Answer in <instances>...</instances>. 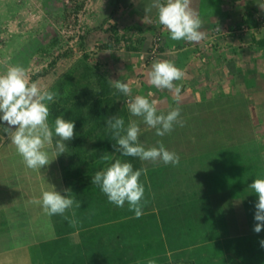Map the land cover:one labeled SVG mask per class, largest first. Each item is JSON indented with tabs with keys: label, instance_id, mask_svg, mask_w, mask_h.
<instances>
[{
	"label": "crops",
	"instance_id": "1",
	"mask_svg": "<svg viewBox=\"0 0 264 264\" xmlns=\"http://www.w3.org/2000/svg\"><path fill=\"white\" fill-rule=\"evenodd\" d=\"M155 2L130 0L122 3L131 9L123 17L119 8L114 12L113 19L117 23L123 21L127 25H134L139 17L142 25H149L152 33L156 32L160 28L156 23L157 20L159 23V19ZM164 2L160 0V3ZM192 6L203 21L201 30L206 37L215 27L231 33L224 38L218 35V47L206 54L202 50L206 37L198 43L173 41L169 31L160 24L164 36L161 56L157 60H172L184 71L182 80L174 81V84L182 85L179 106L185 123L183 127L174 126L170 133L165 134V147L179 154L180 163L173 166L165 165L162 161L139 159V165L147 169L146 176L142 174L140 180L152 178L148 181L150 185H145L144 207L158 208L164 212L143 221L132 235L103 233L105 239L101 242L105 251L95 248L97 260L93 261V250L92 259L86 264H106L107 252L116 250L119 246L116 241L121 246L129 245L123 243L128 242L127 237L135 242L133 244L137 245L138 251L140 248L143 253L148 252L155 258L165 257L164 264H264V246L260 243L264 240V228L259 233L254 231L258 223L254 218L258 195L249 188L256 178H264V25L255 21V17L264 12V0H192ZM141 40L147 42L150 39L146 35ZM137 59L139 61L136 63L140 62L141 67L143 55L139 54ZM151 68L152 64H146L141 76V88H137L135 82L134 91L138 95L152 93L151 98L156 99L158 108L166 113L170 105L176 106V102L171 91L157 89L148 83L147 70L151 71ZM134 73L135 70L132 82L136 76ZM218 129L223 134L219 139L214 136ZM244 129L247 135H243L240 142L235 133L237 135L239 130ZM170 144L171 147L175 145L176 149L167 147ZM250 146L253 152L247 153ZM231 153L240 161L244 153L247 156L253 153L258 157V167L250 165L248 159L247 163L244 162L245 167L233 169L228 163ZM6 172L11 174V169ZM56 173L62 175L60 171ZM58 175L55 176L57 182ZM161 185H165L163 190H159ZM0 193L8 194L3 196L6 201L0 203L1 216L4 215L3 207H9V203L20 199L14 197L19 192L9 187ZM155 193L159 196L156 199L152 197ZM96 200V203L87 205L81 199L80 207H92L96 215L98 209L95 206L100 201L104 203L98 197ZM79 208L73 205L71 217H74L73 210ZM82 217L84 215L76 220ZM0 220L7 225L6 229L0 230V257L21 249L16 256L34 264L27 258L25 243L29 241L25 240V228L22 226L21 234L15 232V227L21 225L19 221L13 220L8 225L6 219ZM162 224L165 225V232ZM77 226L82 224L77 223L75 229L71 230L72 234H81ZM169 230L178 233L169 237ZM59 238L60 233L45 240L49 241L48 246L57 247ZM148 238L156 241V244L141 243ZM181 245L183 249L179 247ZM85 256L89 257V254L85 253ZM132 256L129 254V257ZM42 261L47 264L44 256ZM17 263L18 260L15 261Z\"/></svg>",
	"mask_w": 264,
	"mask_h": 264
},
{
	"label": "rangeland",
	"instance_id": "2",
	"mask_svg": "<svg viewBox=\"0 0 264 264\" xmlns=\"http://www.w3.org/2000/svg\"><path fill=\"white\" fill-rule=\"evenodd\" d=\"M121 2L120 0H0V74H4L13 65H20L26 70L30 82H36L38 86L59 94L62 83L66 87L78 79L82 82L90 80L94 84L96 75L95 73L89 74L88 70L102 73L109 77L112 83L119 80L130 84L131 93L129 95L121 93L118 100L119 107L124 110V113L118 116L124 118L125 127L133 119L137 120L139 124L143 123L141 117H134L130 114L128 103L138 95V92L134 91L136 89L135 82L137 88H141L140 83L143 82L141 76L144 75L146 64H153L160 58L162 49L158 48L163 45L164 35L157 19L156 23L160 29L153 33L149 25L141 24L139 17L136 18L138 22L134 25H127L123 21L117 23L113 19L114 12L120 8L121 14L126 17L124 15L131 9V7L126 8L127 5L122 4L130 2V0ZM256 20L259 24L264 25V12L255 17ZM112 26L116 29V34H114ZM220 29L215 27L204 39V43H202L203 53L207 54L210 50H215L218 47V41H216L218 35L224 38L231 33L223 29L220 31ZM216 32H218L217 36H215ZM146 35L151 41L141 40ZM154 45L157 48L152 53ZM139 54H142L144 59V65L142 64L141 67L139 66L140 62L136 63L139 61L137 59ZM133 70H135L134 74L136 75H134L135 78L133 77L134 82H132ZM148 71L147 73L150 72ZM53 122L49 116V123L53 124ZM186 125H188L187 122ZM145 127L148 129L147 125ZM14 130L15 126H9L5 121L0 120V186L5 187L0 188V191L9 187L10 190L19 192L13 195L16 199H20L12 203L8 202L10 206L3 207L4 215L1 214L0 219H6L8 225L13 220L19 221L21 225L15 227V232L23 234V227L25 228V240L29 241L25 243V245L27 244L26 253L27 258L32 263L43 264L41 260L44 256L47 264H68V261H71L70 264H86L88 260L92 259L93 250L95 255L93 261H96L97 252L95 248L105 251L103 242H101L105 239L103 233L132 235L136 229L140 228L143 221L150 220L164 212L158 208L143 207V215L136 218L135 212L129 210L127 202L122 208L110 203L99 185L91 183V185L82 186L79 190H71L65 185V181L72 179L77 181L79 174L75 172V169L66 170L67 173L63 176L56 173L58 171L57 162L59 163L62 158L67 160L69 156L66 152L55 157V153L49 150V158L53 159L50 164L42 167L40 171L28 169L15 145L11 143L10 137L13 134L11 131ZM246 133L247 130L245 129L239 130L237 135L235 133V137L241 142L243 135H247ZM147 134L144 137L146 148L152 145H149L151 139L163 143L167 140L165 139L166 135L157 136L154 128H149ZM222 135L219 129L217 134H214L218 139ZM156 146H158L157 143ZM249 150L247 153L253 152L252 146L249 147ZM242 156L243 160L240 161L236 160L237 157L233 153L230 154L228 163L234 167L233 169L242 168L248 159L250 165L255 168L258 167L259 161L256 160L258 157L254 156L253 153L248 156L244 153ZM122 161L127 160L125 158ZM132 164L134 166V163ZM60 165L67 169L68 165H71V161L68 160ZM53 166L57 169L54 170ZM9 168L11 174L6 172ZM57 175L58 182L55 177ZM90 178L92 179V177ZM151 179L144 178L141 182L150 185L148 181ZM89 181L91 180L89 179ZM51 185H54L62 195H67L68 192L65 190H69V195L73 196L79 203L81 199L87 205L96 203L97 197L103 199L104 203L100 201L95 206L99 212L96 211V215L94 208L80 207L73 210L77 217L75 215L71 217V210L66 211L64 215L49 216L40 204L32 203V201L40 200L42 189L47 190ZM164 188L165 185H161L159 190ZM6 195L8 194L0 193V203L6 201L3 199V196ZM152 197L156 199L159 196L155 193ZM23 202L24 205H22ZM111 205L112 207H109ZM5 212H7L6 215ZM83 215L84 217L79 221L76 220ZM72 220L76 221L75 224L70 223ZM77 223L82 224V226H77V229L81 230V234H72L71 230L75 229ZM129 223L131 225L127 229ZM162 226L165 232V225L162 224ZM6 227L7 225L0 220V230H4ZM168 232L167 236L169 237L178 233V231L173 232L172 230ZM59 233L60 238L57 247L48 246L49 241L47 242L45 239H51ZM156 233H158L157 229ZM126 240L128 242L123 243L129 244L127 246H121L119 241L115 242L119 246L116 247V250L107 252L106 264H147L150 259H155L156 264H164L165 257L155 258L148 252L143 253L140 248L138 251L137 245L133 244L134 241L128 237ZM150 242L156 244V241H151L149 238L141 243L148 245ZM183 245L179 247L183 249ZM87 247L90 249H86ZM173 247L179 249L178 246ZM18 251L21 249L12 250L11 254L6 253L7 256H1L0 264H15L16 260H18L17 264L30 263L26 258L17 257ZM84 252L89 254V257H86ZM129 254L133 256L129 257Z\"/></svg>",
	"mask_w": 264,
	"mask_h": 264
},
{
	"label": "clouds",
	"instance_id": "3",
	"mask_svg": "<svg viewBox=\"0 0 264 264\" xmlns=\"http://www.w3.org/2000/svg\"><path fill=\"white\" fill-rule=\"evenodd\" d=\"M154 7L158 8L159 23L169 31L173 41L198 43L206 37V33L201 30L203 21L192 6V0H165L164 3L156 0ZM183 77L184 71L174 61H155L148 73V83L157 89L171 91L176 106L170 105L165 113L158 108V101L151 98L152 93H148L136 95L128 103V111L134 117H141L143 123L148 128H154L155 134L160 137L170 133L176 125L183 127L185 122L181 118L179 106L182 85L174 84V81L182 80ZM113 86L124 95L131 93L128 82L116 80ZM57 95L55 91L30 82L26 70L20 65H13L4 74H0V120L9 126H15V130L11 131V143L15 145L28 169L40 171L53 160L49 158V150L55 153V157L66 152L64 142L74 137L75 124L72 120H66L61 115L56 116L54 124L49 123L48 105ZM107 127L113 131L119 145L117 151L122 156L137 157L142 161H162L165 165H179V154L175 150L167 149L162 141H157L158 146L147 148L139 141L141 128L137 120H130L125 128L124 118L116 116L107 120ZM102 159L108 161L109 156L105 155ZM142 174L146 176V168L134 169L131 162L116 159L105 170L97 171L92 183L100 186L110 203L122 208L127 202L129 210L135 212L136 218H140L146 204L145 184L140 180ZM249 188L258 195L254 217L258 223L254 231L259 233L264 228V178H256ZM65 191L68 194L62 195L51 185L47 190L42 189L40 200L32 203L40 204L49 216L64 215L74 204L77 208L80 207V203L69 195V190ZM72 215H75L74 211ZM75 222L70 221L72 224ZM260 243L264 246V240ZM147 264H156V261L150 259Z\"/></svg>",
	"mask_w": 264,
	"mask_h": 264
},
{
	"label": "trees",
	"instance_id": "4",
	"mask_svg": "<svg viewBox=\"0 0 264 264\" xmlns=\"http://www.w3.org/2000/svg\"><path fill=\"white\" fill-rule=\"evenodd\" d=\"M112 29L116 34L114 26ZM131 48L135 49V47ZM88 73H95L94 84L90 80L82 82L78 79L66 87L62 83L59 94L48 105L52 121L56 116L63 115L64 119L72 120L75 124L73 139L64 142L67 147L66 153L69 156L67 160L58 159L59 163L56 164L62 176L66 175L69 169H75V172L79 174L77 181L75 179L65 181V185L73 188V191L79 190L82 186L91 185L90 177L93 178L97 171L105 170L116 159L126 158L128 162L134 163V169L141 168L137 157H125L117 151L119 145L116 143L113 131L107 127L109 118L124 113L118 102L121 92L113 86L114 83L106 75L93 70H88ZM139 125L141 132L138 138L142 144H145L144 137L145 134L148 135L149 128L147 129L144 123ZM151 140L149 145H156L157 141ZM165 142L167 143V140ZM164 145L167 144L164 143ZM167 147L176 149V146L171 147V144ZM105 155L109 156L108 161L102 159ZM68 160L71 161V165L65 169L60 164ZM52 168L57 169L54 166Z\"/></svg>",
	"mask_w": 264,
	"mask_h": 264
},
{
	"label": "built area",
	"instance_id": "5",
	"mask_svg": "<svg viewBox=\"0 0 264 264\" xmlns=\"http://www.w3.org/2000/svg\"><path fill=\"white\" fill-rule=\"evenodd\" d=\"M217 35H218V32H216L215 36H217ZM158 39H159V38H158ZM209 44L211 45V42H210ZM155 45H156V44H155ZM155 45H154V46H155ZM206 45H207V44H206ZM154 46L152 47V49H153L152 53H154V51H155L156 48H157L156 46H155V47H154ZM156 53H157V52H156Z\"/></svg>",
	"mask_w": 264,
	"mask_h": 264
}]
</instances>
